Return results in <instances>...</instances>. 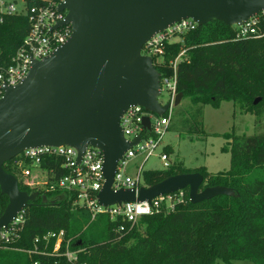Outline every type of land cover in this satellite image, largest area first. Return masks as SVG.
<instances>
[{"label":"trees","instance_id":"trees-1","mask_svg":"<svg viewBox=\"0 0 264 264\" xmlns=\"http://www.w3.org/2000/svg\"><path fill=\"white\" fill-rule=\"evenodd\" d=\"M34 3L28 0L29 7ZM29 28L26 15L7 16L0 24V69L9 64ZM181 39L166 42L165 54L154 62L162 77H170L172 62L185 50L176 70L177 92L183 99L214 108L226 101L246 114H264V38L237 39L231 26L215 21L198 26ZM229 139L232 142L223 152L231 155L230 170L212 175L205 168L185 170L178 162L167 170L144 171L143 184L151 187L172 176L200 173L203 188H230L233 196L198 204L186 200L173 211L162 210L131 224L104 214L92 220L87 211L74 209L66 195L40 191L25 209L21 238L15 245L25 251L0 250V264H71L63 255L67 247L77 253L76 264H264V170L260 177L248 180L255 169L264 167V133ZM168 147L165 151L170 154ZM18 159L6 163L4 169L19 181ZM50 162L44 160L41 168ZM23 168L31 169L30 163ZM19 188L33 192L20 181ZM42 196L49 203L45 204ZM8 203L0 190V218ZM61 231L64 241L54 254L56 238L44 237ZM35 249L38 254L26 252Z\"/></svg>","mask_w":264,"mask_h":264},{"label":"water","instance_id":"water-1","mask_svg":"<svg viewBox=\"0 0 264 264\" xmlns=\"http://www.w3.org/2000/svg\"><path fill=\"white\" fill-rule=\"evenodd\" d=\"M65 10L59 26L71 25L69 40L42 61H33L23 81L6 85L0 99V190L9 201L0 229L40 196L21 191L4 165L27 149L43 146L73 147L79 159L86 148H98L105 179L98 200L104 207L150 202L181 190H188L192 204L233 196L230 188H203L200 173L169 177L138 194L134 189L113 191L118 162L140 140L128 142L120 120L130 107L141 106L158 116L170 107L159 102L161 74L152 58L141 54L154 35L184 19L198 26L242 24L264 10V0H66L59 6L60 12ZM182 100L179 93L174 105ZM144 126L150 130L148 117Z\"/></svg>","mask_w":264,"mask_h":264},{"label":"built area","instance_id":"built-area-1","mask_svg":"<svg viewBox=\"0 0 264 264\" xmlns=\"http://www.w3.org/2000/svg\"><path fill=\"white\" fill-rule=\"evenodd\" d=\"M66 0H35L28 6V0H0V24L7 16L26 15L30 23L29 31L21 47L10 59L5 67L0 69V99L4 95L6 85L15 86L23 81L31 69L33 61H42L50 56L58 47L65 44L72 35L71 25L59 26L65 20L67 11L60 12L59 6ZM198 24L192 19H184L173 23L165 31L154 35L142 48L141 54L154 59H160L165 54L166 42H182L186 33L196 30ZM237 39H263L264 38V10L253 15L242 24L231 26ZM185 55V50L171 64L173 75L160 77L161 95L166 91L170 105L164 116H158L146 111L141 106L130 107L121 117L120 126L125 139L139 142L131 147L118 162L113 179L112 190H139L143 184V166L136 169L135 174L126 173L127 165L137 157H142L144 162L152 156L158 155L163 163L164 170L171 168L170 154L162 145L163 138L169 129L172 107L177 92V65ZM160 95V96H161ZM161 104V103H160ZM162 105V104H161ZM150 120V130L144 126V119ZM162 148V149H161ZM161 151L157 154V152ZM16 158L15 164L20 169L21 184L33 192L45 191L66 195L74 209L85 210L94 220L99 215H108L111 220H122L136 224L140 219L162 210L173 211L175 206L189 200L188 190L162 195L150 202H123L104 207L99 204L98 195L103 189L105 179L103 174L104 157L102 152L95 147H88L79 159L78 151L70 146L37 147L25 150ZM44 160L51 161L46 168H41ZM29 162L31 169L23 168ZM34 173H32V171ZM32 192V193H33ZM190 201V200H189ZM25 222V209L17 214L15 219L0 229V250L25 251L16 248L20 241L21 232ZM56 238L53 250L57 254L64 241V232L49 233L44 240ZM39 239L35 240V244ZM28 254H38L37 249L26 251ZM44 254V253H39ZM67 261L76 264V252L69 250L63 254ZM38 264V263H35Z\"/></svg>","mask_w":264,"mask_h":264},{"label":"rangeland","instance_id":"rangeland-1","mask_svg":"<svg viewBox=\"0 0 264 264\" xmlns=\"http://www.w3.org/2000/svg\"><path fill=\"white\" fill-rule=\"evenodd\" d=\"M168 101V95L164 91L159 97V102L166 105ZM263 133L264 114H246L231 102L224 101L219 108H214L209 105H196L190 98H185L179 105L172 107L170 126L162 145L169 146L172 164L180 162L185 170L193 172L205 168L212 175H216L231 168V155L229 152H223V148H229L232 142L231 139L228 140L229 136L232 138ZM137 166H143V172L164 170L158 155L152 156L146 162L142 157L133 159L127 165L126 173L135 174ZM262 170L264 167L255 169L248 177L249 182L260 177ZM18 177L22 182L19 174ZM217 264L227 263L218 261ZM231 264L253 263L234 261Z\"/></svg>","mask_w":264,"mask_h":264}]
</instances>
